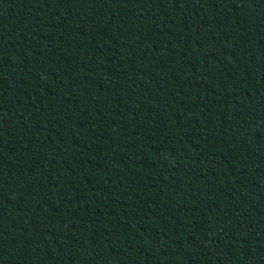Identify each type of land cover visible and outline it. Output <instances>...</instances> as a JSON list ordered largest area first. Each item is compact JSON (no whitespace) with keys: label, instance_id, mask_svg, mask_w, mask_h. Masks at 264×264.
Here are the masks:
<instances>
[{"label":"trees","instance_id":"obj_1","mask_svg":"<svg viewBox=\"0 0 264 264\" xmlns=\"http://www.w3.org/2000/svg\"><path fill=\"white\" fill-rule=\"evenodd\" d=\"M0 264H264V0H0Z\"/></svg>","mask_w":264,"mask_h":264}]
</instances>
